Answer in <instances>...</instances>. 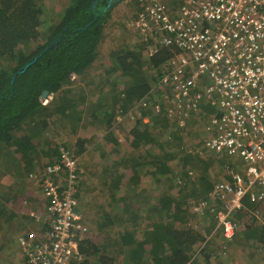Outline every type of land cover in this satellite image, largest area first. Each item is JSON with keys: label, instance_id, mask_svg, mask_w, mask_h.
Instances as JSON below:
<instances>
[{"label": "trees", "instance_id": "1", "mask_svg": "<svg viewBox=\"0 0 264 264\" xmlns=\"http://www.w3.org/2000/svg\"><path fill=\"white\" fill-rule=\"evenodd\" d=\"M68 1L57 13L58 21L41 32L43 0H0V150L7 149L10 153L13 149L21 155L23 167H17L16 171L23 168L26 175L37 167L33 165L35 162L39 169L42 168L43 156L55 154L56 157L52 142L45 139L35 143L34 140L43 137L49 126L62 122L64 127L63 122L68 125L80 121L84 111L79 98L82 87L76 85V79H83L88 89L99 93L91 114L92 117L101 116L104 129H110L104 137V145L99 147L101 152L106 141L113 144L112 154L118 152V140L112 136L117 116L125 112L126 120L135 119L134 125L123 133L121 143L132 153L121 156L110 168L103 166L102 173L107 171L104 183L111 189L106 206L111 209L97 210L93 217L100 216L98 219L84 211L80 223L87 232L78 244L82 257L71 264H232L227 258L229 249L234 247L230 242L237 241L240 253L241 248L247 251L246 242H251L254 250L263 245L264 226L251 224L256 219L246 212L233 216L236 231L239 223L235 217L239 222L241 217L245 221L240 228L241 236L235 231V240H232L234 236L230 240L223 239L216 224L203 232L190 223L194 213L187 199L208 198L212 183L209 184L206 176L212 162L200 158L198 151L203 141L190 147L187 143L190 136H187L189 124L186 121L196 114L190 111L184 120L181 115L178 128L170 122L165 110L161 96L164 88L159 83L161 74L157 70L162 65L165 68L179 52L161 48L157 54L143 58L142 47L149 43H140L138 52L134 47L115 48L110 54L108 71L94 84L87 79V72L97 61L99 46L105 41L103 32L110 27V12L115 0ZM136 4L139 5L137 11H141L142 2ZM33 58L36 62L19 73ZM118 78L124 80L121 88ZM196 91L198 88L192 89V93ZM44 92H47L46 97H43ZM146 103L143 116L138 117V108ZM202 105L197 107L201 109ZM204 105L206 112L213 113L212 106ZM143 117H147L148 122L144 123ZM17 134L21 138H17ZM163 136L166 142L159 144ZM83 142L76 148L77 156L83 152ZM60 146L73 152L66 144ZM155 147L161 149L160 152H156ZM169 150L173 152L168 153ZM141 151L145 155H141ZM224 164L229 165L223 159L218 163L221 167ZM80 166L78 163V169ZM146 166L150 168L147 171L157 189L153 195H149L146 185L140 183L142 176L138 172ZM123 168L129 171L125 170V175ZM173 169L180 174L176 176ZM83 174L85 172L78 173V184H84ZM15 178H20V172ZM197 183L202 187H197ZM78 184L76 201L80 196ZM141 213L147 220L142 226L139 225L144 219ZM2 214L0 206V216ZM46 230L47 227H42L40 232L43 234ZM2 251L0 248V253Z\"/></svg>", "mask_w": 264, "mask_h": 264}, {"label": "built area", "instance_id": "2", "mask_svg": "<svg viewBox=\"0 0 264 264\" xmlns=\"http://www.w3.org/2000/svg\"><path fill=\"white\" fill-rule=\"evenodd\" d=\"M139 1L144 7L128 28L149 43L147 58L161 48L179 52L160 72L159 83L172 95L169 105L185 116L200 112L201 99L213 107L198 153L239 164L223 166L225 179L212 186L208 200L193 213L215 212L225 240L234 236L238 212L264 226L258 216L264 210V0ZM201 80L204 89L192 93ZM79 172L73 153L60 146L55 164L29 174L40 186L50 222L45 233L25 232L19 238L24 264L81 259L78 244L87 228L74 200Z\"/></svg>", "mask_w": 264, "mask_h": 264}, {"label": "rangeland", "instance_id": "3", "mask_svg": "<svg viewBox=\"0 0 264 264\" xmlns=\"http://www.w3.org/2000/svg\"><path fill=\"white\" fill-rule=\"evenodd\" d=\"M135 1L139 3V0L113 1V3L115 4L112 6V10L110 12L111 20L108 23L110 27L109 28L107 27L103 32L105 35L104 36L105 41H103L99 46L97 61L94 62L89 72H87L88 75L87 79L93 81L94 84H97L102 74L108 71V68L110 67L111 51H113L115 48L124 49L126 47L130 49L131 47H134V50L138 52L140 51L139 49L140 46L138 45H140V43H145L136 36L135 32L132 29L128 28L129 22L135 19L140 13V11L139 12L137 11V6L139 7V5H137ZM68 2H69L68 0H43L44 16L42 19L43 26L40 29L41 32L45 30L49 24L51 25L52 23L58 21L57 13H60L61 8L66 7L68 5ZM147 50H148V46H145L144 48L142 47L141 51L143 58L147 57ZM163 66L164 65L160 66L157 72L160 73L162 70H164ZM122 81L124 82L123 78L117 79L120 88L123 83ZM104 83L105 80L101 83L102 86H104ZM76 85L77 86L80 85L82 87L81 89L82 93L79 96V98L82 99L81 102L82 106H80V108L84 111H82V114L79 117L80 121H78L77 123L76 122L71 124L69 123L68 125H66V122H63L65 123L63 124L65 125L64 127H62L61 125L62 122L59 124H55L52 127L49 126L48 130L46 131L47 134L46 140L52 142V145H54L56 150V157L55 154H53V156L50 155L49 157L43 156L42 160H40L41 164L40 163L39 164L42 166L41 169L46 168L48 165L55 164V162L57 161L56 159L58 153L57 147L59 149L60 145L63 144H66V146L70 147L75 154L79 142L84 141L82 143L83 145L82 154L79 156L75 154L77 157L73 154V156L76 158L77 168H78V163H80L81 166L79 168V171L85 172V174H83L84 178L83 176H81V179L82 180L84 179L83 180L84 184L81 185V182L79 184L77 183L78 187L80 188L79 190L80 196L78 201L76 200L75 201L77 203L76 204L77 211L80 213L81 216H83L85 211L88 215L91 214L93 217L94 214L97 212V210L99 211L103 209V207L105 208L106 211H109L111 209V207L108 208V206H106L110 201L109 191L111 189H109V186H106V184L104 183L105 182L104 179L106 180L107 171L102 173L103 166L110 168L116 160H119L121 156L124 157L126 154L132 153L131 152L132 150H126L121 143L124 141L123 133L129 130L134 125L135 119L126 120V117H124L125 112H123L122 116L121 115L117 116L115 119V124L112 126L114 130L112 136L118 140V144H119V147H117L118 152L113 154L110 152V147L113 144L109 141L105 142L106 146L104 147L103 152H101V148L99 147L104 145V141H105L104 137L106 136V134L109 132L110 129L109 130L104 129L103 124L105 123L101 118V116L92 117L91 114V108L93 104L97 103L99 93L94 90L88 89L83 79H76ZM199 85L202 90V88L205 85L204 80H201L198 86ZM72 88L74 87L72 86ZM164 95H167L168 98H164ZM161 96L162 98H164V102L166 104L165 110L169 113L170 122L172 121L173 125L180 128V126L178 125L181 122L180 117L182 115L184 120L185 114L180 112V110H173L174 107L169 105L171 103L168 101V99H170L172 95L168 89L165 88ZM147 106L148 104L146 103L142 108H138V111L136 112L138 117L143 116L142 115L143 109L147 108ZM205 106L206 105L203 104L202 105L203 109L201 107V112L199 114L197 113L195 117L192 116L189 120L186 121L187 125L189 124L187 126L188 127L187 131L189 132V135L187 136H190V139L187 140L189 147L190 145L193 146L196 142L200 140L203 141L205 135L204 128L207 120L209 119V115L211 114L204 110ZM142 121L144 123L148 122L147 117H143ZM184 135H186V132L184 133ZM17 138H21V135L17 134ZM109 138H107V140H109ZM163 139L164 140H159L160 142L158 143L160 144L161 142H166L165 141L166 138L164 136ZM34 141L35 143H37V142H41L42 140L40 141V137H39ZM155 149L156 152H160L161 150L158 149V147H155ZM40 151L42 152V150ZM171 152H173V150L168 151V153ZM139 153L140 154L142 153L141 155H145V152L143 151ZM200 158H202L205 161L209 160L210 162H212L209 164L210 167L207 173L208 176H206L209 184L212 183L213 185L216 182L225 179L223 173V167L218 165L219 161L222 159H220L219 157H217L212 153L202 154ZM20 160H21V155L15 153V151L13 152V149L10 150V153L7 151V149L6 151H4L3 149L0 150V197L2 196L3 200L7 201L6 196L11 197L12 193H15V199H12V202L15 205L19 204L20 206H23L24 202L25 203L28 202L30 205L23 208L22 214L25 213V215L29 217V220L34 226L31 229H29L27 222V228L24 231H27L29 234L30 233L42 234L39 230V225L43 223L47 226L48 229L50 222V219L48 220V216L45 213L46 202L43 199L40 186L29 179L30 173H40L41 169H39L40 166L36 162L35 163L33 162L34 163L33 165H35V167L37 165V167L27 175L26 173H23L25 171L23 168L22 169L19 168L18 169L19 171H16L17 167H23V164L20 162ZM223 160H225L226 163L239 166V164H235L236 162L233 161V159L230 157L223 158ZM149 169L150 168L148 166H146L145 168L143 167L142 168L143 171L141 172L139 171L138 173L139 175L142 176L140 182L141 185H146L149 195H153L154 194L153 191L156 189V185L154 186L151 182L152 181L151 176L148 174L149 171H147ZM125 170L129 172L126 168H123L124 175H125ZM172 171L176 176L180 174V172H178L175 169H173ZM18 172H20V178H15V174H17ZM198 173H196V175ZM194 174L195 172L192 174V176ZM199 185L200 183L196 184L197 187H202ZM206 198L202 200H206ZM199 199L198 200H194L192 198L187 199L188 202H190V211H193L194 206H200V205L202 206L203 203H200L202 200ZM219 207L220 206L218 205L217 208L219 209ZM34 209H38V210L40 209V211L42 212L40 215H43L42 221L39 219L40 217L35 216ZM259 212H260L258 214L259 218L261 220L264 219V210L261 209V211ZM214 213L215 212H211L209 209H204L202 211V214L191 213L192 219L190 223L191 225H193V227H197L198 229L204 232L207 228L211 226V224H214L215 226L216 220ZM99 217L97 216V218L96 217L93 218L98 219ZM142 217L144 218L145 214H142ZM243 219L244 218L241 217V221L239 222L238 218L235 217V221L239 223L236 231L238 233V236L239 234L241 236L240 228L243 224H245V221H243ZM146 222L147 220L144 218L142 222L140 221L139 225L142 226ZM251 224H255L256 226L257 224H261V223L252 220ZM216 234L214 233V235ZM21 236L22 235H20L18 239ZM205 236L208 237V235ZM232 240H235V236ZM236 242L237 241L230 242L234 247H231L229 249L230 252L227 257L229 258L228 260H230L232 264H264V244L258 247L256 250H254L250 247L251 242L250 243L246 242L249 245L247 247V251L241 248V253H240L237 250V248L239 247L237 246L238 243ZM11 254L13 256V253ZM11 259L13 258L7 259V257H2V261L8 264H10L9 262L12 263ZM2 261H0V264ZM13 263L23 264V261L19 258H14Z\"/></svg>", "mask_w": 264, "mask_h": 264}, {"label": "crops", "instance_id": "4", "mask_svg": "<svg viewBox=\"0 0 264 264\" xmlns=\"http://www.w3.org/2000/svg\"><path fill=\"white\" fill-rule=\"evenodd\" d=\"M42 136L43 137H40V141L45 140L47 137V134L44 133ZM12 199H15V193H12L11 197L7 196V201H4L0 197V203H1L0 206H2V210L4 211V214L0 216V248H2L3 250L0 253V261H2V257H7V259L8 258H13V259L19 258L24 262L22 252H21L19 242H18L19 240L18 237L20 235L24 236V233L26 232L24 230L27 228V222H28L29 229H31L34 225L31 223V221L29 220V217L26 216L25 213L22 214L23 208L30 204L28 202L27 203L24 202L23 206H20L19 204L15 205L12 202ZM34 212H35V216L40 217L39 219L42 221L43 215H40L42 213L40 209L39 210L34 209ZM48 220H49V217H48ZM42 227L46 228L47 226L41 223L39 225V230ZM11 253H13V256ZM13 259H11L12 263H13ZM4 263L8 264L4 261L1 262V264H4ZM9 263L12 264L11 262Z\"/></svg>", "mask_w": 264, "mask_h": 264}, {"label": "water", "instance_id": "5", "mask_svg": "<svg viewBox=\"0 0 264 264\" xmlns=\"http://www.w3.org/2000/svg\"><path fill=\"white\" fill-rule=\"evenodd\" d=\"M52 44H50L49 45V47L51 46ZM36 62V58H33L30 62H28L20 71H19V73H23L25 70H26V68L29 66V65H31V64H34ZM47 96V92H44L43 93V97H46Z\"/></svg>", "mask_w": 264, "mask_h": 264}, {"label": "clouds", "instance_id": "6", "mask_svg": "<svg viewBox=\"0 0 264 264\" xmlns=\"http://www.w3.org/2000/svg\"><path fill=\"white\" fill-rule=\"evenodd\" d=\"M205 83V82H204ZM206 86V83H205V85H204V87ZM204 87L202 88V90L204 89ZM198 88V90H201V87H200V85L197 87ZM204 101L206 102V100L205 99H201L200 100V102H199V104H207V103H204ZM210 105V104H209ZM221 181V180H220ZM219 182V181H218ZM217 183V182H216ZM214 185V184H213ZM212 185V186H213ZM211 190V189H210ZM210 192V191H209ZM209 194V193H208ZM27 232V231H26Z\"/></svg>", "mask_w": 264, "mask_h": 264}, {"label": "flooded vegetation", "instance_id": "7", "mask_svg": "<svg viewBox=\"0 0 264 264\" xmlns=\"http://www.w3.org/2000/svg\"><path fill=\"white\" fill-rule=\"evenodd\" d=\"M201 91H202V90H198L197 92H201ZM200 112H201V109H200ZM200 112H199V113H200ZM199 113H198V114H199Z\"/></svg>", "mask_w": 264, "mask_h": 264}]
</instances>
